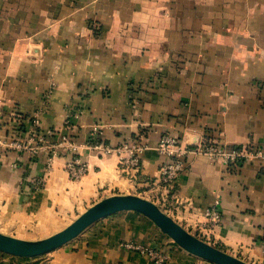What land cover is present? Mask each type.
Instances as JSON below:
<instances>
[{
    "label": "crops",
    "instance_id": "0c3cea01",
    "mask_svg": "<svg viewBox=\"0 0 264 264\" xmlns=\"http://www.w3.org/2000/svg\"><path fill=\"white\" fill-rule=\"evenodd\" d=\"M19 116H36L40 131L54 134L47 141L70 136L85 175L69 179L71 155L3 148ZM94 129L110 147L145 136L135 179L115 155L85 146ZM163 133L188 147L264 149V0H0L1 234L43 239L104 198L134 195L166 207L195 237L264 264L261 160L225 165L190 154L168 189L158 181L168 159L155 150ZM33 177L41 189L31 188ZM215 202L221 222L205 230ZM126 242L160 249L162 264H204L131 211L100 219L49 255H0V264H155Z\"/></svg>",
    "mask_w": 264,
    "mask_h": 264
},
{
    "label": "built area",
    "instance_id": "2783aa9c",
    "mask_svg": "<svg viewBox=\"0 0 264 264\" xmlns=\"http://www.w3.org/2000/svg\"><path fill=\"white\" fill-rule=\"evenodd\" d=\"M32 124L39 127L38 118L35 116L32 119ZM65 127L69 126V121L64 123ZM32 136L34 145L30 146L25 142L15 140L12 143V149L19 153L21 151H28L32 154L37 153L38 149L44 148L48 151L50 160L53 156L67 157L71 155L66 161L65 171L71 180H79L87 171V165L81 162L80 156L76 155L77 144L67 135H60L53 141H47V137L54 136L52 133L44 134L41 131H34ZM85 146L96 151L102 155H115L118 159L119 171L129 179H135L141 168L142 152L149 148L145 136L141 133L129 137L124 143L118 147H110L106 145L99 137V133L94 129L86 138ZM155 150L167 157V162L161 165L159 169L158 181L164 187L171 189L175 186L179 175L184 171V159L190 154H202L210 158L221 159L225 165L238 164L250 159L261 160L260 173L264 176V149L248 147L244 149H232L224 151L217 147L214 143L201 141L194 147H188L181 143L176 137L169 133H163L155 147ZM44 182L42 179L33 177L30 180L31 188L34 190L41 189ZM207 229L215 228L221 222V212L218 202L205 211ZM123 247L137 252L146 257L155 264H162L167 261V256L159 249L143 247L134 242H126ZM261 253L264 258V226L263 239L261 243Z\"/></svg>",
    "mask_w": 264,
    "mask_h": 264
},
{
    "label": "water",
    "instance_id": "95a60500",
    "mask_svg": "<svg viewBox=\"0 0 264 264\" xmlns=\"http://www.w3.org/2000/svg\"><path fill=\"white\" fill-rule=\"evenodd\" d=\"M124 211L146 217L181 249L202 260L213 264H248L190 234L153 202L134 195L104 198L65 228L43 239L29 241L0 233V252L20 258L40 257L66 245L100 219Z\"/></svg>",
    "mask_w": 264,
    "mask_h": 264
},
{
    "label": "rangeland",
    "instance_id": "374dc122",
    "mask_svg": "<svg viewBox=\"0 0 264 264\" xmlns=\"http://www.w3.org/2000/svg\"><path fill=\"white\" fill-rule=\"evenodd\" d=\"M10 116V115H9ZM35 116L31 117V118H23V117H16L15 119V124L13 126H10L9 129L7 130L6 132V137H5V140L3 141V148H6V150L10 151V152H14L15 154H17V157H21L22 154L24 152L26 153H31V152H28V151H21L20 153L18 151H16L15 149H12V143L15 141V140H18L20 142H25L30 145V146H33L34 145V137L32 136V134L34 133V131H39V127H35L33 124H32V119L34 118ZM20 125H24V133L21 132V130H18V127ZM19 131V132H18ZM42 133V132H41ZM5 134V133H4ZM159 209L165 213L166 211V207L162 206V205H159ZM167 215V213H165ZM206 219V217H205ZM74 221V220H73ZM206 223V221H205ZM64 227V226H62ZM205 230H209L207 229L205 226L204 228ZM212 230V228H210ZM169 238V237H168ZM199 238V237H197ZM206 238V237H205ZM170 239V238H169ZM200 240L204 241L203 239L199 238ZM39 240V239H38ZM170 241L172 243H174V241L172 239H170ZM206 242V241H204ZM207 243V242H206ZM137 244V243H136ZM175 244V243H174ZM209 244V243H208ZM139 245V244H138ZM177 245V244H175ZM211 245V244H210ZM178 246V245H177ZM214 246V245H212ZM144 247V246H143ZM215 247V246H214ZM217 248V247H216ZM157 249V248H156ZM160 250V249H159ZM51 253V252H50ZM50 253L48 254H45L43 256H46V255H49ZM0 255L2 256H6V257H9L10 259L14 260V261H21V260H27V259H36V258H39V257H35V258H20V257H14V256H11V255H8V254H5V253H2L0 252ZM43 256H40V257H43ZM198 258V257H197ZM200 261H202L204 264H213V263H210L208 261H205V260H202L200 258H198Z\"/></svg>",
    "mask_w": 264,
    "mask_h": 264
},
{
    "label": "trees",
    "instance_id": "16d2710c",
    "mask_svg": "<svg viewBox=\"0 0 264 264\" xmlns=\"http://www.w3.org/2000/svg\"><path fill=\"white\" fill-rule=\"evenodd\" d=\"M18 130H21L22 133H24L25 129H24V125H20L18 127ZM19 132V131H18Z\"/></svg>",
    "mask_w": 264,
    "mask_h": 264
}]
</instances>
